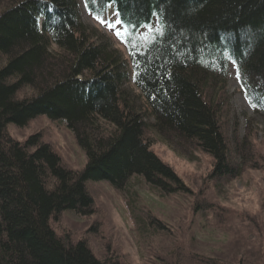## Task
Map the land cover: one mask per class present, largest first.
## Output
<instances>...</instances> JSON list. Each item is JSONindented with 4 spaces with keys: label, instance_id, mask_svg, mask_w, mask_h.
Listing matches in <instances>:
<instances>
[{
    "label": "trees",
    "instance_id": "trees-1",
    "mask_svg": "<svg viewBox=\"0 0 264 264\" xmlns=\"http://www.w3.org/2000/svg\"><path fill=\"white\" fill-rule=\"evenodd\" d=\"M81 3L93 19L120 21L130 62L88 30ZM1 61L0 264H126L98 256L87 240L73 245L50 226L68 212L94 215L89 183L124 194L136 179L161 198L194 196L151 150L147 132L145 139L149 126L125 89L130 76L150 127L177 153L182 145L208 155L213 181L237 179L253 161L229 145L221 96L233 65L249 107L264 119V0H0ZM28 88L33 95L20 97ZM42 116L74 133L87 159L81 171L64 167L40 134L21 142L6 132ZM213 207L200 197L194 211ZM152 264L223 263L175 243Z\"/></svg>",
    "mask_w": 264,
    "mask_h": 264
},
{
    "label": "rangeland",
    "instance_id": "rangeland-1",
    "mask_svg": "<svg viewBox=\"0 0 264 264\" xmlns=\"http://www.w3.org/2000/svg\"><path fill=\"white\" fill-rule=\"evenodd\" d=\"M80 11L84 25L94 37L99 41L101 37L109 39L130 62L124 45L116 36V31L121 34L123 30L115 23V18L109 15L93 19L82 3ZM131 77L125 89L134 97L149 126L147 137L153 141L151 150L173 168L194 196L161 198L136 179L124 194L107 182L89 183L88 188L95 201L94 215L80 217L65 213L52 222L54 230L73 241L87 240L98 256L122 258L126 264H152L157 255L169 254L175 243L183 244L185 250L193 255L217 259L223 264L243 259L252 264H264V119L248 106L234 67L229 70L221 96L224 102L221 114L223 131L232 149L242 147L246 157L244 162L253 160L249 168L234 180L213 181L210 177L213 160L208 155L182 145L177 153L174 145L163 141L150 127L154 120L146 111L144 99L138 97L139 92ZM32 95L33 91L28 88L23 89L19 96ZM6 132L21 142L40 134L42 141L55 149L64 167L81 171L86 166L85 152L78 145L74 133L62 122L43 117L25 129L11 125ZM233 152L240 161L239 150ZM200 197L213 203L214 211L207 214L195 212L194 205ZM143 223L148 225L146 229ZM95 225L98 226L96 234L90 231ZM157 225L164 229H158ZM256 254L259 257L248 258Z\"/></svg>",
    "mask_w": 264,
    "mask_h": 264
},
{
    "label": "bare ground",
    "instance_id": "bare-ground-1",
    "mask_svg": "<svg viewBox=\"0 0 264 264\" xmlns=\"http://www.w3.org/2000/svg\"><path fill=\"white\" fill-rule=\"evenodd\" d=\"M2 57H3V56H2ZM3 58L5 59L6 57H3ZM1 64H2V61L0 62V66H1ZM15 80H16V79H15ZM11 81H14V79H11ZM19 95H20V94H19ZM43 117H46V116H42V117H40V118H43ZM35 121H37V120L32 121L30 124L34 123ZM30 124H29V125H30ZM29 125H28V126H29ZM13 126H15V125H13ZM28 126H27V127H28ZM27 127L20 128V127H18V126H15V128H18V129H25V128H27ZM146 132H147V130L145 131V139L147 140V138H146ZM61 216H62V215H61ZM55 220H56V219H51L50 222H53V221H55ZM50 226H51L52 229H54L51 223H50ZM67 238L70 239V241H71L70 243L73 244V245H76L77 243H79V240H75V241H73V240H71V237H68V236H67Z\"/></svg>",
    "mask_w": 264,
    "mask_h": 264
},
{
    "label": "snow or ice",
    "instance_id": "snow-or-ice-1",
    "mask_svg": "<svg viewBox=\"0 0 264 264\" xmlns=\"http://www.w3.org/2000/svg\"><path fill=\"white\" fill-rule=\"evenodd\" d=\"M101 23H105V20H101ZM115 23H116V24H119L120 21H115ZM109 26H111V25H109ZM113 31H116V29H113ZM116 35H117V38H118V39H121L122 41H125V42H127V43H129V44L131 43V40L128 39L127 37H123V36H121V34H120L119 31H116Z\"/></svg>",
    "mask_w": 264,
    "mask_h": 264
}]
</instances>
